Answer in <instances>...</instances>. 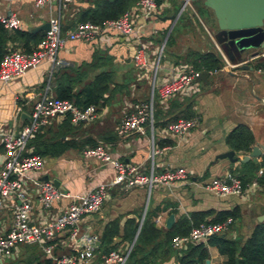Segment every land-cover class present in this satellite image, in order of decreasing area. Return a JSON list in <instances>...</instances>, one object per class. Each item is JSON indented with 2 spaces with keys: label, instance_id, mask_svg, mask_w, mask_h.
Masks as SVG:
<instances>
[{
  "label": "crops",
  "instance_id": "crops-1",
  "mask_svg": "<svg viewBox=\"0 0 264 264\" xmlns=\"http://www.w3.org/2000/svg\"><path fill=\"white\" fill-rule=\"evenodd\" d=\"M14 1L26 4L30 0H1L0 9L6 10L8 6L12 9L10 4ZM95 1L73 0L59 7L56 4L52 5V9L54 12H59L61 24L70 21L74 24L80 8L93 6ZM179 1L181 0L156 1L157 7L153 15L144 17L138 13L134 16V23L138 25L140 38L145 44L148 65L135 67L132 63L131 55L137 45L133 34L119 35L112 30H105L89 40L66 39L57 50L56 57L60 61L57 66H53L50 61L42 60L27 68L16 78L6 82L0 80V133L11 127L18 128L25 122L27 120L25 114L20 117V113H27L32 101L39 95H57L63 89L74 93L89 83H96L101 87L104 86L100 97L103 102L98 106L96 116L92 120L77 121L79 123L73 135L74 139L90 136L102 140L103 137L112 155L135 165L140 171H148L149 130L145 133L131 132L116 137L114 127L123 111L130 108L132 101L148 97L151 63L161 44L159 37L171 19L170 15L175 14L173 9ZM201 2L203 3L202 0ZM25 6L27 10L22 9L32 12L29 4ZM49 14L48 10V16ZM47 18L21 19L22 27L30 30ZM215 31L216 29L213 33ZM204 48V50L212 49L219 54V66L209 72L206 71L205 76L197 77L188 92L172 94L165 102L157 96L153 100V111L156 110L157 114L156 124L153 126L154 145L157 147L153 155V172L159 173L167 167L182 165L186 168L187 175L169 184L155 182L149 189L144 184L132 186L112 184L100 208L84 213L80 219V225L95 233L98 239L95 247L99 246V248L94 249L88 264H115V262H102L100 257L102 250L111 246L110 249L116 248L122 251L129 244L132 245L138 230H135L136 233L134 232L128 239L123 236L124 229L132 224L130 219L133 222L137 221L143 208L142 219L146 213L148 218L154 221L155 226L164 230L179 216H188L193 211L208 208L229 209L237 206L240 216L234 220V226L232 225L229 230L231 235L246 234L252 222L257 220V215L264 213V187L259 183L256 186L245 187L239 194L228 195H217L205 186V182L214 175L233 167L241 169L247 166L243 161L215 157L218 152L230 148L224 136L235 124L245 123L253 135V142L264 143V113H254L250 109L254 103L261 104V107L264 105V93L261 92L263 89L259 81L247 85L249 74L253 72L252 67L247 69L235 66L236 62L249 64L242 55L240 60L232 61L215 38L211 46L207 43V47ZM260 56L264 58V54ZM185 64L190 63L171 53H165L162 47L158 76L161 78L168 76L171 71H176ZM260 69L258 66L254 71ZM188 103L198 117L197 124L181 137L165 131V124L160 122L178 113L180 108ZM62 118L63 116L53 117L47 123L50 129L45 132L46 136L52 135ZM254 127H257V130ZM81 148L69 146L58 155H44L43 166L37 176L42 177L46 174L49 179H57L58 187L74 195L85 192L97 182L111 179L114 174L113 166L110 163H102L94 157L83 156L80 153ZM244 152L246 151H235L239 156ZM263 155L264 153L253 162H258ZM248 160L252 161L250 158ZM263 165L259 167L262 168ZM254 176L256 178L258 176L256 169L252 177ZM26 189L33 201L30 215L36 222L56 215L70 200L68 196L60 197L49 209L42 210L36 200L35 185L32 180L26 181ZM169 213H173V219L166 225L165 219ZM244 218L247 219L245 224L242 222ZM112 220H116L115 230L109 238L101 241L103 228ZM240 222L242 223L239 225ZM9 223L10 211L4 205L0 209V229L7 227ZM47 242L53 244L54 252H67L72 247V241L67 238L65 229H61L51 239L41 243L18 244L10 255L12 259H0V262L13 260L24 253L23 255L29 258L37 255V260L42 263V260L48 256L41 246ZM35 246L40 249L34 255L32 251ZM206 247L210 264H225V255L219 253L215 245L207 244ZM165 249L157 244L153 247L151 243L145 247L144 253L152 264H176L181 248Z\"/></svg>",
  "mask_w": 264,
  "mask_h": 264
},
{
  "label": "built area",
  "instance_id": "built-area-1",
  "mask_svg": "<svg viewBox=\"0 0 264 264\" xmlns=\"http://www.w3.org/2000/svg\"><path fill=\"white\" fill-rule=\"evenodd\" d=\"M71 1L73 0H32L35 6L47 5L50 11L47 18L48 27L43 30L41 37L31 49L10 48L2 53L1 81L6 82L20 76L27 68L42 60L50 61L53 66H57L60 61L56 53L66 39L89 40L105 30H112L119 35L133 34L137 45L131 55L132 63L135 67L148 65L145 44L140 38L138 25L133 19L138 13L144 17L153 15L157 7L156 0H135L116 17H107L101 22L89 19L79 20L70 27L62 29L60 14L53 11L52 5L56 4L59 7ZM0 22L6 28L22 27L21 18L9 6L6 10L0 9ZM162 47L163 42L159 45L151 63L148 97L132 101L130 108L123 111L114 127L119 137L131 132L145 133L149 130L148 171H140L135 165L112 155L105 142L97 140L92 145L83 146L80 153L86 157H94L102 163H110L114 168V174L108 181L97 182L85 192L74 195L54 185L51 179H42L37 176L42 169L44 156L38 152H31L27 145L28 139L53 117L68 114L72 122L92 120L97 113V107L93 103L79 106L65 97L41 94L32 101L27 112L29 118L25 122L18 128L11 127L0 133L2 147L0 209L6 205L10 211L9 225L0 229V259L10 256L20 243H41L51 239L59 230L65 229L67 238L72 241L71 250L54 252L53 244L47 242L41 246L43 252L50 257L53 264H88L95 248L97 235L86 227H82L80 219L84 213L100 208L112 184L126 186L144 184L149 189L155 182L169 184L187 175V170L182 165L167 167L159 173L153 172V155L157 151L153 136V100L157 96L165 102L172 94L188 92L202 69L185 64L180 69L171 71L168 76L159 77V58ZM197 122L196 114L189 117L179 116L169 120L164 125V129L172 135L181 137ZM261 172L262 168L258 167L256 174L259 175ZM28 180H32L35 185L36 200L42 210L49 209L57 199L63 196L70 197L69 202L56 215L41 222L34 221L30 215L33 201L26 189ZM257 184L256 176L243 182L235 167L214 175L205 182V186L217 195L239 194L245 187ZM231 222L230 216L218 221H198L192 224L186 233L173 234L170 245L174 249H180L187 242L205 241L212 234L228 231ZM130 247L131 244L122 251L111 248L101 253L102 262L123 264Z\"/></svg>",
  "mask_w": 264,
  "mask_h": 264
},
{
  "label": "trees",
  "instance_id": "trees-1",
  "mask_svg": "<svg viewBox=\"0 0 264 264\" xmlns=\"http://www.w3.org/2000/svg\"><path fill=\"white\" fill-rule=\"evenodd\" d=\"M135 0H96L93 6H84L80 8V11L76 14V21L89 19L94 22H101L107 17H116L124 9L128 8ZM157 2L159 0H156ZM73 24L72 21L67 24H61V28L65 29ZM43 30L31 31L28 28H6L0 22V57L2 53L10 48H21L23 50L31 49L36 41L41 37ZM165 44V42H164ZM163 44V46H164ZM193 67L202 70H213L220 62V57L217 52L212 49L204 51H192L188 53L184 58ZM104 86H100L96 83H89L82 89L74 93H70L69 90L63 89L57 94L59 97H65L71 99L79 106H84L88 103H93L98 106L102 104L101 92ZM193 110L190 107V103L182 106L180 111L169 119H165L160 124H166L169 120L175 119L179 116L189 117L194 115ZM156 110L153 111V126L156 124ZM79 122H72L69 115H63L62 120L56 125V130L50 136H46L45 132L50 129L48 125L40 126L34 135L28 139L27 145L31 152H38L44 155L55 156L60 154L65 148L69 146L83 147L85 145H92L97 140L93 137H84L81 139H74L73 135L78 128ZM64 135H70L68 138L62 137ZM114 135L118 136L114 131ZM113 139V137H111ZM102 137V141L104 142ZM225 142L234 149V151H247L250 145L253 143V135L249 127L242 122L235 124L230 128L225 136ZM106 142V141H105ZM243 164L247 165L239 169L235 167L243 182L249 181L253 175L254 170L259 165L264 164V155L258 162L250 160L243 161ZM250 178V179H249ZM257 182L264 187V172L262 171L257 176ZM230 216L232 222L230 228L234 223V220L240 216L239 208L233 206L229 209H205L199 211H193L188 216L181 215L179 218L168 228L162 230L155 226L153 220L144 215L135 239L127 253L123 264H152L148 259L147 254L144 253V249L147 245H162L165 249L171 248L170 238L175 233H186L189 227L197 223L198 221H218L225 217ZM132 224L124 229L123 236L130 239L137 226L136 222L130 219ZM116 220L110 221L101 232V241L109 238L112 232L115 230ZM229 230L221 233H215L207 237L205 241L187 242L184 247H181V252L177 256L176 264H198L203 263L207 258V244L215 245L219 253L225 255V264H264V219L255 220L250 225L249 231L244 234H229ZM111 247V246H109ZM107 247L102 250L106 252L110 248ZM99 248V246L94 249ZM165 249V250H166ZM34 255L36 253H33ZM18 258V257H17ZM34 260V261H33ZM13 261V260H11ZM10 261V262H11ZM35 257L27 256L25 264H50L52 260L50 257L44 258L42 263Z\"/></svg>",
  "mask_w": 264,
  "mask_h": 264
},
{
  "label": "rangeland",
  "instance_id": "rangeland-1",
  "mask_svg": "<svg viewBox=\"0 0 264 264\" xmlns=\"http://www.w3.org/2000/svg\"><path fill=\"white\" fill-rule=\"evenodd\" d=\"M27 4L30 5L32 12L26 11L27 6L25 5ZM10 5L12 10H14L22 20H28L29 18L46 19L48 17L46 4L35 6L30 0L29 3L26 4L14 1ZM173 12L178 14L175 18H171L169 20L159 37L161 38V42H163V44L165 42L163 46L165 53H171L173 56L184 58L192 51H203L205 49L204 47H207V43H210V46L212 45V40H214L213 31L216 29V18L212 8L203 4L201 0H185L183 2L179 1L173 9ZM30 13L33 15H30ZM261 25L264 27V19L262 20ZM252 49L253 47H249L248 50L241 54L251 65L253 70V72L249 74L247 85H251L253 82L259 81L263 89L261 92L264 93V58H261L260 55L249 58V50ZM253 50L264 51V46L254 47ZM258 66L261 69L259 71H254V68ZM250 109L254 113H264V105L261 107V104L259 105L258 103L252 104ZM254 129L257 130V127H254ZM143 213L144 208L140 217L136 221L137 226L135 230H138L137 227L140 226V220H142ZM246 221V218L242 220L244 224ZM242 222H240L239 225ZM38 249L40 248L35 246L33 249L34 251L32 252L38 253ZM23 254L24 253L20 254L18 258H14L13 261L9 260L4 262L3 260H6L7 258L12 259L10 256H6L0 264H25L27 255Z\"/></svg>",
  "mask_w": 264,
  "mask_h": 264
},
{
  "label": "water",
  "instance_id": "water-1",
  "mask_svg": "<svg viewBox=\"0 0 264 264\" xmlns=\"http://www.w3.org/2000/svg\"><path fill=\"white\" fill-rule=\"evenodd\" d=\"M184 0H181L183 2ZM203 3L212 8L216 18V31L213 33L215 40L219 43L224 53L232 60L238 61L241 58V52L249 47L264 46V28L262 27V20L264 19V0H202ZM178 13L170 15V18H175ZM47 20L31 27L30 30L47 29ZM231 47L226 48L225 45ZM230 50L236 51L233 56ZM238 68L250 69L251 65L245 62H236ZM219 66V63H218ZM206 75V71L202 70L198 77ZM27 113L21 112L20 117ZM264 143L254 141L249 150L242 155L235 153L234 149L228 148L216 154L217 157H227L230 161H245L247 159L257 160L259 156L264 153ZM264 172V165L262 166ZM42 179H48L46 174H43ZM54 185L58 181L55 178L51 179ZM173 219V213H169L165 219L168 225ZM257 220L264 219V213L257 215ZM138 228V227H137ZM137 231V230H136ZM136 233V232H135ZM98 243V239L96 240ZM205 264H209V259H204Z\"/></svg>",
  "mask_w": 264,
  "mask_h": 264
},
{
  "label": "flooded vegetation",
  "instance_id": "flooded-vegetation-1",
  "mask_svg": "<svg viewBox=\"0 0 264 264\" xmlns=\"http://www.w3.org/2000/svg\"><path fill=\"white\" fill-rule=\"evenodd\" d=\"M225 46H226V48L231 47V45L229 46V44L228 45L226 44ZM253 49H254V47H253ZM253 49L249 50L250 54H248L249 55L248 57H250V58H253V57L257 56V55L264 54V51H262V50L258 51V50H253ZM246 50H248V48H246L243 52H241V54H243ZM230 52L232 53L233 56H235L237 54L236 51H233V50H230Z\"/></svg>",
  "mask_w": 264,
  "mask_h": 264
}]
</instances>
